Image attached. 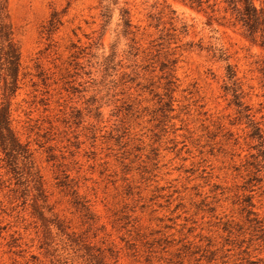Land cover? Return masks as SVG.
<instances>
[{
  "label": "rangeland",
  "instance_id": "1",
  "mask_svg": "<svg viewBox=\"0 0 264 264\" xmlns=\"http://www.w3.org/2000/svg\"><path fill=\"white\" fill-rule=\"evenodd\" d=\"M202 1L1 0L0 264H264V46Z\"/></svg>",
  "mask_w": 264,
  "mask_h": 264
},
{
  "label": "trees",
  "instance_id": "2",
  "mask_svg": "<svg viewBox=\"0 0 264 264\" xmlns=\"http://www.w3.org/2000/svg\"><path fill=\"white\" fill-rule=\"evenodd\" d=\"M228 8L234 15L235 23L239 24L242 33L252 42L264 46V0H260V6H257L254 0H224ZM208 2V0L206 1ZM198 8L205 3L202 0H193ZM211 7V5H208ZM1 13V0H0ZM74 199L75 206L79 208L84 215H88L89 208L84 201L80 199L73 186H69Z\"/></svg>",
  "mask_w": 264,
  "mask_h": 264
}]
</instances>
